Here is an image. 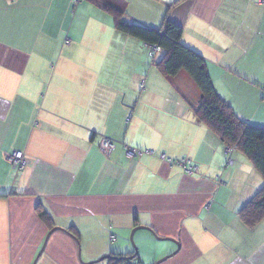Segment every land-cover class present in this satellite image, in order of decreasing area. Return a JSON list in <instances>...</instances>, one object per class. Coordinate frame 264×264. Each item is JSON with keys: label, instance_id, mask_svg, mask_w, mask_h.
I'll list each match as a JSON object with an SVG mask.
<instances>
[{"label": "crops", "instance_id": "1", "mask_svg": "<svg viewBox=\"0 0 264 264\" xmlns=\"http://www.w3.org/2000/svg\"><path fill=\"white\" fill-rule=\"evenodd\" d=\"M124 1L152 27L170 2L143 14ZM169 17L216 92L264 125V5L180 0ZM149 58L93 0H0V264H107L103 256L134 250L132 230L143 264H264V217H239L261 175L196 120L187 74L166 82L153 68L142 86ZM102 136L113 150L99 147ZM125 145L152 153L129 158ZM14 151L21 168L7 159Z\"/></svg>", "mask_w": 264, "mask_h": 264}, {"label": "trees", "instance_id": "2", "mask_svg": "<svg viewBox=\"0 0 264 264\" xmlns=\"http://www.w3.org/2000/svg\"><path fill=\"white\" fill-rule=\"evenodd\" d=\"M179 1L174 0L173 4ZM93 2L111 15L114 28L118 32L137 38L148 47L147 51L149 47L157 48L156 55H149L161 76L172 79L183 72L195 83L199 90V99L193 107L196 120L216 134L226 147L244 154L263 179L262 187L243 205L239 217L247 225H254L262 220L264 217V125L252 124L240 118L231 104L216 92L205 58L183 43V26L170 19L168 10L163 14L158 27H149L136 21L126 20L124 0H93ZM37 213L52 228L51 216L41 205L37 206ZM69 231L78 238L74 230ZM101 259L107 264H143L135 249L130 253L111 252Z\"/></svg>", "mask_w": 264, "mask_h": 264}, {"label": "built area", "instance_id": "3", "mask_svg": "<svg viewBox=\"0 0 264 264\" xmlns=\"http://www.w3.org/2000/svg\"><path fill=\"white\" fill-rule=\"evenodd\" d=\"M255 1H258L260 4L261 2L264 3V0H255ZM68 42L69 40H65L66 44ZM155 51H157V48L149 47V54L153 55V53L155 54ZM98 145L103 151H107V152L113 150L116 146L115 142H113L111 139L105 136H102L99 138ZM125 150L129 158L138 157V156H141L142 153H144V151H141L140 149L139 150L133 149V148L128 149V147L126 146H125ZM230 150H231L230 147L225 148L226 153H229ZM145 153H152V151L147 150L145 151ZM7 159L9 160V162L14 168H21L25 164L23 152L21 151H14V152L9 153L7 155ZM180 164L182 165L183 169L185 170L187 174H191L196 171V168L190 164L189 160H186V161L182 160ZM128 262L131 263V261H128Z\"/></svg>", "mask_w": 264, "mask_h": 264}, {"label": "rangeland", "instance_id": "4", "mask_svg": "<svg viewBox=\"0 0 264 264\" xmlns=\"http://www.w3.org/2000/svg\"><path fill=\"white\" fill-rule=\"evenodd\" d=\"M173 1L174 0H170V2L166 5V6H164V5H161V3L158 1L157 2V0H136V3H135V5H136V7H137V5L139 6L138 7V9L139 10H142L143 11V14H151L152 12H158V13H160V9L163 7V13H166V11L168 10L169 11V7L170 6H173L174 4H173ZM168 2V1H167ZM257 4H260L258 1H255ZM261 5H264V3H262L261 2ZM125 17H126V20H128V21H136V20H134V18L133 17H131V16H129L128 14H126L125 13ZM136 22H138V21H136ZM139 23H141V22H139ZM160 23L161 22H159V24H158V26L160 25ZM142 24H144V23H142ZM144 25H146V24H144ZM155 25V24H154ZM157 26V27H158ZM149 27H152V26H149ZM154 27H156V26H154ZM148 48V47H147ZM155 54H157V51H155ZM153 55H154V53H153ZM151 58H149L148 59V62H150V64H148V66H149V68L150 69H148L146 66H145V68H144V72H145V74H144V79H143V81L141 82L142 83V86H144L146 83H147V80H151V78L153 77V71H152V69L153 68H155L156 69V67H155V64H154V61H152V60H150ZM155 69H153L154 70V72H155ZM148 73V74H147ZM157 74H159V72L157 73ZM146 75H147V78L148 79H146ZM159 76H161V74H159ZM161 78H165V77H163V76H161ZM166 79V82H168L167 80V78H165ZM187 88L186 89H188V90H190V88H188V86H186ZM189 92V91H188ZM126 147H128V149H130V148H133V149H137V150H139V148H136V147H131V146H128V145H125ZM141 151H147V150H149V149H140ZM116 234H115V231H110V233L108 234V238H109V241L110 242H114V241H116V237H115V239L114 240H110V237L112 238V237H114ZM129 240H130V242H131V244L134 246V249L136 248V250H137V247H136V245H135V242H134V239H133V234H132V239H130L129 238ZM145 264V263H144Z\"/></svg>", "mask_w": 264, "mask_h": 264}, {"label": "water", "instance_id": "5", "mask_svg": "<svg viewBox=\"0 0 264 264\" xmlns=\"http://www.w3.org/2000/svg\"><path fill=\"white\" fill-rule=\"evenodd\" d=\"M133 231H134V230H132V232H131V234H130V239H132ZM135 251H136V248H135Z\"/></svg>", "mask_w": 264, "mask_h": 264}]
</instances>
